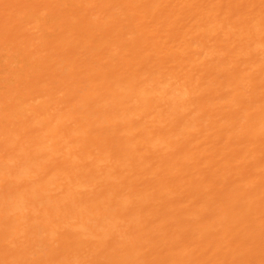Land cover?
<instances>
[{
	"label": "bare ground",
	"instance_id": "1",
	"mask_svg": "<svg viewBox=\"0 0 264 264\" xmlns=\"http://www.w3.org/2000/svg\"><path fill=\"white\" fill-rule=\"evenodd\" d=\"M0 264H264V0H0Z\"/></svg>",
	"mask_w": 264,
	"mask_h": 264
}]
</instances>
